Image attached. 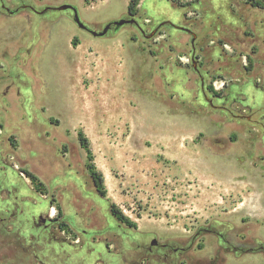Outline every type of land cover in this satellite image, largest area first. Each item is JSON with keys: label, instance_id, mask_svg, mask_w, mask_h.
I'll return each instance as SVG.
<instances>
[{"label": "rangeland", "instance_id": "1", "mask_svg": "<svg viewBox=\"0 0 264 264\" xmlns=\"http://www.w3.org/2000/svg\"><path fill=\"white\" fill-rule=\"evenodd\" d=\"M130 1L24 0L95 31ZM70 15L0 10V264H264V9L141 0L103 37Z\"/></svg>", "mask_w": 264, "mask_h": 264}, {"label": "water", "instance_id": "2", "mask_svg": "<svg viewBox=\"0 0 264 264\" xmlns=\"http://www.w3.org/2000/svg\"><path fill=\"white\" fill-rule=\"evenodd\" d=\"M26 4H29V5H26L25 7L31 9L34 13H36L37 15H44L46 14L48 11H51V10H56V11H70L71 12V18L72 20L75 22V24H77V26L88 32L89 34H91L93 37H103L105 35H107V33L110 31V30H114L115 32H117L122 26L124 25H127V24H131V25H135L137 27L140 28L139 26V23L138 21L134 18V17H130V16H126L125 18L123 19H120V20H114V21H111L109 22L108 24H106V26L103 28V30L101 31H95L91 28H89L80 18V15H79V11H78V8L74 5H71V4H63V5H60L58 7H50V6H44L43 8H38V7H35L33 5H31L30 3H26ZM18 10H9V13L10 14H16ZM167 23H162L160 24L152 34H150L148 36V38H150L151 36H153L163 25H166ZM171 27L173 28H176V29H179V30H182L184 32H187V33H190L192 35V40H191V44H192V48H193V51H195L196 47H195V39H196V34L193 33L191 30H189L188 28L186 27H182V26H179V25H175V24H172V23H168ZM203 83V82H202ZM157 244V240H154L152 242V245H156Z\"/></svg>", "mask_w": 264, "mask_h": 264}, {"label": "trees", "instance_id": "3", "mask_svg": "<svg viewBox=\"0 0 264 264\" xmlns=\"http://www.w3.org/2000/svg\"><path fill=\"white\" fill-rule=\"evenodd\" d=\"M247 4L251 5L254 8L258 9H264V0H244ZM141 0H131L128 8V15L129 16H134L136 14L137 8L140 4ZM79 140L81 142L82 148L86 151L87 153V169L90 174V177L94 183V186L98 192V194L101 197H105L107 194V190L104 185V178L101 172H99L94 164V156L91 152V149L89 147V142L87 138L83 136L82 133L79 134ZM27 178L31 179V182L34 184L38 181L37 177L33 176L32 174L25 173ZM38 186H43L42 183H38ZM111 214L112 216L120 221L123 224H126L129 227H134L136 228L137 225L135 222H132L128 217H126L120 210L119 208L113 204L111 206Z\"/></svg>", "mask_w": 264, "mask_h": 264}, {"label": "flooded vegetation", "instance_id": "4", "mask_svg": "<svg viewBox=\"0 0 264 264\" xmlns=\"http://www.w3.org/2000/svg\"><path fill=\"white\" fill-rule=\"evenodd\" d=\"M14 2H15V4H16V7L15 8H10L7 4H6V2H5V0H0V10L4 13V14H7V15H12V14H10L9 13V10H18V11H20L21 9H29V8H27V7H25L26 5H29V4H26L25 2H24V0H20V1H16V0H14ZM31 4V3H30ZM31 5H33V4H31ZM34 6V5H33ZM43 8V7H42ZM30 11H32L31 9H29ZM17 11V12H18ZM33 12V11H32ZM34 13V12H33ZM36 14V13H35ZM40 16V15H39ZM129 16V15H128ZM130 17H134V16H130ZM203 93H204V95H205V97L207 98V100L209 99V97L207 96V94H206V90H204L203 91ZM248 119V118H247ZM253 124H257V125H259V123H257V122H255V123H253ZM158 246V250H162V248H164L165 246H162V245H157ZM156 246V247H157Z\"/></svg>", "mask_w": 264, "mask_h": 264}, {"label": "crops", "instance_id": "5", "mask_svg": "<svg viewBox=\"0 0 264 264\" xmlns=\"http://www.w3.org/2000/svg\"><path fill=\"white\" fill-rule=\"evenodd\" d=\"M84 111H85V114H86V115L89 114V113H88V109H87L86 107L84 108Z\"/></svg>", "mask_w": 264, "mask_h": 264}]
</instances>
